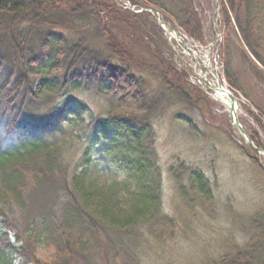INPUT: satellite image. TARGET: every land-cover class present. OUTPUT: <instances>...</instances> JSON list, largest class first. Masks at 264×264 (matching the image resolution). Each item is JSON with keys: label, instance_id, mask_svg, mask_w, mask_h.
<instances>
[{"label": "trees", "instance_id": "obj_1", "mask_svg": "<svg viewBox=\"0 0 264 264\" xmlns=\"http://www.w3.org/2000/svg\"><path fill=\"white\" fill-rule=\"evenodd\" d=\"M129 1L162 10L196 42L205 43L193 0H184L186 8H178L177 15L158 0ZM221 11L224 37L219 52L227 63L231 88L244 93L233 70L228 30L238 31L264 67V0H221ZM125 13L116 0H0V264H16L17 258L19 264H93L95 257L109 264L111 253L119 264L125 251L122 244L115 245L114 236L130 237V231L141 226L152 234L173 230V222L162 212L163 170L154 122L173 102L170 96L196 112L194 98L205 93L147 31L133 46L140 44L136 50L145 48L153 58L150 69L140 62V69L147 68L144 74L154 76L152 68H160L157 79L163 90L150 93L116 34L122 30V38L130 39L133 27L127 17L138 19L135 22L151 19L148 14ZM152 22L151 31L161 32ZM84 91L106 101L101 123L115 136L105 135L109 138L105 161L94 167L87 162L88 167L77 174L63 166V152L88 137L94 117L90 115L89 124L74 115L63 122L59 105L71 92L78 96ZM257 110L263 121L264 111ZM184 124L189 135L196 134L192 124ZM250 137L264 150V140L255 130ZM239 148L258 163L256 151ZM121 160L137 185L136 193L111 175V165ZM169 174L182 202L191 203L194 193L206 208L212 207L211 186L201 171L181 164L172 166ZM39 199L45 202L42 215ZM254 226L256 232L244 249L222 258L221 264H264V214ZM41 247L53 253L50 259L38 258Z\"/></svg>", "mask_w": 264, "mask_h": 264}, {"label": "rangeland", "instance_id": "obj_2", "mask_svg": "<svg viewBox=\"0 0 264 264\" xmlns=\"http://www.w3.org/2000/svg\"><path fill=\"white\" fill-rule=\"evenodd\" d=\"M158 1L164 3L165 8L173 15H177L179 9L186 8L184 0ZM124 4V11L127 14L138 15L139 8H133L132 4L127 2ZM193 7L202 21L206 41L201 45L186 35L185 37L198 59L184 53L174 44L168 51V56L175 61L178 68L190 73L194 83L202 85L203 89H201L205 95L190 96L192 99L195 97L194 102L198 106L196 112L177 101L178 97L170 96L173 102L156 117L154 122L156 144L161 159L160 166L163 170L162 212L171 219L174 227L164 235L152 234L149 227L141 226L135 229L136 235L114 236L117 242L115 245L122 244L121 248L125 251L121 256V262L118 261L119 264L124 261L127 264H221L222 258L231 256L235 251L237 252V249H244L256 232L254 220L264 211V153L256 163L239 148V146L246 147L247 143L242 133L232 123L229 105H225L222 97L214 90H210V86L201 78L200 72L206 57L210 55L211 63L219 69L222 84L237 97V117L243 130L247 135L255 130L264 140L259 125L261 117L257 110L258 107L264 111V67L251 57L238 31L228 30L231 35L233 70L244 93L233 91L225 79L224 68L218 57V45L224 35L220 26L221 0H193ZM126 19L133 27L128 34L130 39L122 38L124 35L121 29L116 36L120 43L127 46L132 66L139 69L136 75L145 77L150 93L163 90L158 80L160 68H152L154 76L144 74L143 71L147 68L140 69L142 66L140 62L145 61L144 65L148 67V62H152L153 58L145 48L142 51L136 50L140 44L133 46V43L135 39L145 36L149 31L151 40L163 45L166 50L165 34L156 29L151 31L153 22L149 18L143 22H135L138 19L129 17ZM172 24L171 27L177 26L174 20ZM219 29L222 35H219ZM261 32L264 35V25L261 26ZM211 45L213 47L209 54ZM208 79L211 85L218 87L217 80L211 75ZM106 106L104 99L85 91L78 96L62 99L59 105L61 115H68L66 113L70 111L85 108L87 111L85 121L89 124L91 115L94 117L95 125L93 132L85 138V144L76 145L64 154L61 162L70 170L68 172L81 174L88 164L93 167L100 166L109 155L107 140L114 133L101 123L106 116ZM184 122L194 125L197 129L195 135H189ZM261 122L264 124V120ZM105 135L109 138L106 139ZM177 163L197 169L205 175L213 196L211 208H206L200 198H195L194 193L190 195L191 203L182 202L177 194V185L169 174L171 167ZM110 171L118 179L126 180L125 166L121 161L119 164H112ZM58 175L61 176V172H58ZM47 185L52 187L53 183L49 182ZM48 199L52 200L51 197ZM44 205L45 202L39 204L38 210L44 211ZM37 253L38 258L42 260L50 259L53 255L45 248H40ZM78 259L81 261L80 257ZM107 260L109 264L116 263L112 253ZM93 264H102V262L95 257Z\"/></svg>", "mask_w": 264, "mask_h": 264}, {"label": "bare ground", "instance_id": "obj_3", "mask_svg": "<svg viewBox=\"0 0 264 264\" xmlns=\"http://www.w3.org/2000/svg\"><path fill=\"white\" fill-rule=\"evenodd\" d=\"M127 3H129V4H132L129 0H125ZM137 8H139V6H137V5H135ZM124 7H125V4H124ZM146 8H147V10H142V9H139V11H138V15H141V14H143V13H145V14H148L149 16H150V19L153 21L154 20V18H155V16H156V13H154V12H152L151 10H150V8L152 7H150V6H145ZM152 8H156V7H152ZM149 10V11H148ZM159 29L161 30V32L163 33V34H165L166 32H165V28L164 27H159ZM189 38H191L189 35H187ZM166 37V36H165ZM223 37H224V35H223ZM192 40H193V38H192ZM223 40V39H222ZM220 44H221V42H220ZM249 51V50H248ZM249 54L251 55V57H253L252 56V54L250 53V51H249ZM168 56V55H167ZM169 57V56H168ZM218 57H219V59L221 60V64H222V66H223V70H224V74H225V79H226V81L229 83V81H228V77H227V63H226V61H225V58L223 57V55H222V53L221 52H219V55H218ZM169 59H171L170 57H169ZM253 59L255 60V58L253 57ZM172 60V59H171ZM172 62V61H171ZM211 62V61H210ZM231 62H232V58H231ZM209 63V62H208ZM206 63V65L200 70V72H201V75H202V77H204V78H206V79H208L209 77H210V75H211V77H213L214 79H216L217 80V84H218V87H216V88H222V86H223V84H222V81L220 80V76H219V69L217 68V67H214L213 66V64L212 63ZM232 64H233V62H232ZM210 73V74H209ZM204 75V76H203ZM199 84V86L200 87H202V85L200 84V83H198ZM224 87V86H223ZM229 90L228 89H226L225 87H224V90H222V89H219V91L217 92V94L219 95V96H221L222 97V101L224 102V104L225 105H227V96H228V94H227V92H228ZM68 96H72V97H74V96H77V95H74V93H72L71 92V95H67V96H64L65 98L66 97H68ZM63 97V99H65ZM59 101L60 100H58V103H59ZM61 113V112H60ZM66 114H71V115H74V116H76V117H82L83 119H84V117H86L87 116V111H86V109L85 108H81L79 111H70V112H68V113H66ZM44 116V115H43ZM60 118L61 119H64V120H62V121H66V116L64 115V114H60ZM45 119V118H44ZM52 121H55L54 119H52ZM93 127H95V125H94V123H93ZM193 128H194V132L197 130L195 127H194V125H193ZM93 132V131H92ZM112 132V131H111ZM197 132V131H196ZM114 133V132H113ZM115 136V133H114V135H113V137ZM116 140H120V136H118V137H116ZM85 139H81L80 140V142H79V145H83V144H85ZM156 142H157V140H156ZM256 147H257V145H255ZM258 148V147H257ZM66 151V150H65ZM65 151L63 152L64 154H65ZM257 153V152H256ZM257 158L259 159L261 156L257 153ZM121 163H123L124 164V166H125V173H126V180H120V179H118L115 175H113L112 174V172H111V175H112V177H113V179H115L117 182H124V184L127 186L126 188H127V190H129L130 192H132V193H136V191H137V185H135L132 181H131V178L129 177L128 178V170H127V164H126V162L124 161V160H121ZM116 164H119V162L118 163H116ZM114 165V164H113ZM177 166H180L181 164L180 163H177L176 164ZM204 177H205V175H204ZM205 179H207L206 177H205ZM163 195H164V192H163ZM120 197L122 198V199H125V194H121L120 195ZM38 202H40L41 203V200L39 199L38 200ZM42 211H40L38 214L39 215H42ZM261 214H264V211L261 213ZM89 217V216H88ZM90 219V218H89ZM130 234H135L136 235V231L135 230H132V231H130ZM42 248V247H41ZM39 250V249H38ZM73 264V263H72Z\"/></svg>", "mask_w": 264, "mask_h": 264}, {"label": "water", "instance_id": "obj_4", "mask_svg": "<svg viewBox=\"0 0 264 264\" xmlns=\"http://www.w3.org/2000/svg\"><path fill=\"white\" fill-rule=\"evenodd\" d=\"M231 99H232L233 102L235 101V99H234L232 96H231ZM237 125L241 128V126L238 124V122H237ZM241 131L245 134L244 130L241 129ZM248 142H249V144H250L252 147H254V144L252 143L251 140H249ZM254 148H255V147H254Z\"/></svg>", "mask_w": 264, "mask_h": 264}]
</instances>
